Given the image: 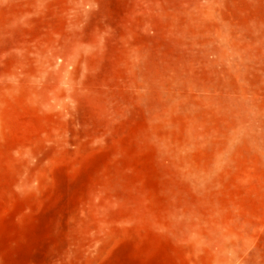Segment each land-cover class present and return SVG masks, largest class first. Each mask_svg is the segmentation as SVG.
I'll return each instance as SVG.
<instances>
[{
	"label": "rangeland",
	"instance_id": "1",
	"mask_svg": "<svg viewBox=\"0 0 264 264\" xmlns=\"http://www.w3.org/2000/svg\"><path fill=\"white\" fill-rule=\"evenodd\" d=\"M0 264H264V0H0Z\"/></svg>",
	"mask_w": 264,
	"mask_h": 264
}]
</instances>
